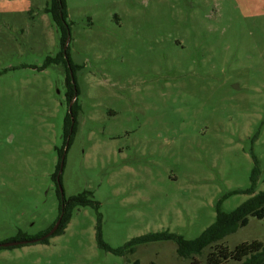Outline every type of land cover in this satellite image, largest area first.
Instances as JSON below:
<instances>
[{"label":"rangeland","instance_id":"obj_1","mask_svg":"<svg viewBox=\"0 0 264 264\" xmlns=\"http://www.w3.org/2000/svg\"><path fill=\"white\" fill-rule=\"evenodd\" d=\"M49 5L0 0V243L46 230L57 188L97 207L74 208L47 244L0 249V264H188L170 240L105 250L97 227L113 250L153 232L194 239L224 194L250 187L254 159L264 191V0H65L71 102L64 63L43 67L61 50ZM253 240L264 217L221 245Z\"/></svg>","mask_w":264,"mask_h":264},{"label":"trees","instance_id":"obj_2","mask_svg":"<svg viewBox=\"0 0 264 264\" xmlns=\"http://www.w3.org/2000/svg\"><path fill=\"white\" fill-rule=\"evenodd\" d=\"M49 7L45 9V12L48 13L55 23L57 29L60 32V52L53 58L47 57L43 67L48 66L53 63H64L67 71V99L68 102H71L73 97V87L70 83V75L68 72L73 70V66L68 60L67 50L64 47L67 33L69 30V25L66 22L67 12L65 6V0H49ZM1 73V72H0ZM76 112L75 104L72 103L70 106V113L68 112L64 118L63 125V138H70L72 133V121L74 120ZM72 128V129H71ZM61 153L59 152V161L56 167L55 173L52 175L53 181L56 182V176L58 174L60 162H61ZM260 174V169L258 162L254 159V167L250 175V187L245 190H234L224 194L216 204V215L215 220L207 228H205L197 237L194 239H185L181 235L170 233V232H153L144 234L138 237H135L128 241L122 248L119 249H110L105 243L102 242L100 237V226L97 227V236L98 243L101 248L105 250H110L115 253H122L125 250L132 251L133 248L138 244L150 243L162 240H170L176 244V254L179 258L188 260V264H225L230 262L232 264H264V243L259 240H253L250 242H241L229 249L227 246H222L221 241L228 235L236 232L240 227L247 225L248 218L254 217L256 219H262L264 217V191H259L255 193V186ZM60 180V176H59ZM57 196L59 198L58 205V216H61L60 225L51 236H56L62 234L66 228L71 213L74 208L78 206H89L93 205L97 207V203L90 200L86 192H82L75 196H71L68 199H65L64 196H60L59 190L57 188ZM234 193H243L249 195V197L238 205L236 208L229 212H224L221 210L222 201L227 198L229 195ZM62 204V205H61ZM100 220V219H99ZM54 221V222H55ZM51 227V226H50ZM48 227L43 232L35 236H29L22 233H18L14 238L6 240L3 242L9 241H21V240H32L37 239L44 235L49 229ZM50 237V238H51ZM49 238L43 239L36 243L47 244ZM28 245V244H27ZM24 245H18L14 247H20ZM8 247V248H14ZM208 248L211 250L205 257L204 262H200L196 259L197 256L203 255L204 250ZM4 249V248H0Z\"/></svg>","mask_w":264,"mask_h":264},{"label":"water","instance_id":"obj_3","mask_svg":"<svg viewBox=\"0 0 264 264\" xmlns=\"http://www.w3.org/2000/svg\"><path fill=\"white\" fill-rule=\"evenodd\" d=\"M69 113H70V108H69ZM62 166H63V158H61V162H60V166H59V170H58V174L56 176V182L59 186V176H60V173L62 171ZM61 194V192H60ZM60 222V218L57 220V222L55 223V225L52 227V229L43 237L41 238H37V239H32V240H21V241H9V242H1L0 243V248H8V247H14V246H18V245H27V244H33V243H36L38 241H41L43 240L44 238L46 237H49L51 236L54 231L56 230L58 224Z\"/></svg>","mask_w":264,"mask_h":264},{"label":"flooded vegetation","instance_id":"obj_4","mask_svg":"<svg viewBox=\"0 0 264 264\" xmlns=\"http://www.w3.org/2000/svg\"><path fill=\"white\" fill-rule=\"evenodd\" d=\"M61 205H62V204H61ZM59 218H60V221H61V216H59V217L57 218V220H58ZM57 220H56L55 222H53V223L50 225L51 227L49 226L50 229H49L44 235H42L41 237L45 236V235H46V234L52 229V227L55 225V223L57 222ZM59 225H60V222H59L57 228L59 227ZM57 228H56V230H57ZM56 230H55V231H56ZM55 231H54V233H55ZM54 233H53V234H54ZM53 234H52V235H53ZM52 235H51V236H52ZM51 236L46 237V238H44V239L50 238ZM41 237H39V238H41Z\"/></svg>","mask_w":264,"mask_h":264}]
</instances>
